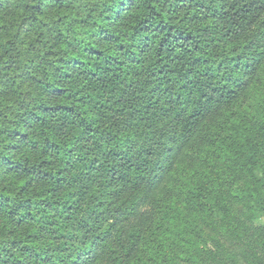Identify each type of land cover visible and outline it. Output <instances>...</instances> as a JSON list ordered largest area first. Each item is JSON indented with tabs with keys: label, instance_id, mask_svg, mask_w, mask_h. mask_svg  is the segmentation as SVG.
<instances>
[{
	"label": "trees",
	"instance_id": "obj_1",
	"mask_svg": "<svg viewBox=\"0 0 264 264\" xmlns=\"http://www.w3.org/2000/svg\"><path fill=\"white\" fill-rule=\"evenodd\" d=\"M0 264H264V0H0Z\"/></svg>",
	"mask_w": 264,
	"mask_h": 264
}]
</instances>
